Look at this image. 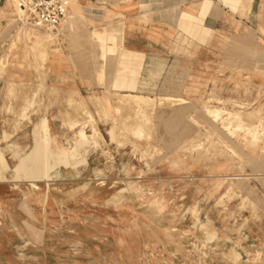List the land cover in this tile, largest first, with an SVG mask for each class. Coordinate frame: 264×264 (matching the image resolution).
<instances>
[{
  "label": "rangeland",
  "instance_id": "rangeland-1",
  "mask_svg": "<svg viewBox=\"0 0 264 264\" xmlns=\"http://www.w3.org/2000/svg\"><path fill=\"white\" fill-rule=\"evenodd\" d=\"M242 1L120 23L73 0L50 32L2 0L0 264H264V0ZM45 117L87 161L34 186L10 145Z\"/></svg>",
  "mask_w": 264,
  "mask_h": 264
},
{
  "label": "bare ground",
  "instance_id": "bare-ground-1",
  "mask_svg": "<svg viewBox=\"0 0 264 264\" xmlns=\"http://www.w3.org/2000/svg\"><path fill=\"white\" fill-rule=\"evenodd\" d=\"M16 11H17V13L20 16L24 15L23 9L20 8L19 6L16 8ZM97 37L99 38V41L101 40L100 42H103L102 43L103 44L102 47H103V49H105V41L107 40L106 37L103 34L99 33V32L97 34ZM139 104H138V106H139ZM130 106L132 107V105H130ZM140 107H141V105H140ZM140 110H141V108H140ZM16 127H17V125H16ZM20 128H22V127H19V129ZM10 135L11 134L8 131H4V139L7 140L10 137ZM36 135L38 136V138L36 140H34V144L27 151L25 150L26 147L23 148V147H21V146H19L17 144H11L10 145V148L13 151V156L18 159L15 167L25 159L26 155L29 152L34 151V153L32 154V156L29 159L26 158V159H28L27 160L28 164H27L26 169H25V172H26L25 173V178L27 180H29L31 182V184H34V186H36L35 184H37L36 183L37 181H43V180L48 181V180H50L52 178V176H53V171H56V169L58 167H60L61 165H65V166L72 165V166L76 167L78 164L83 163L84 161H87L86 157H83L82 160L80 159L81 157L79 159L77 157L78 149L80 147H83L86 144V143L85 144H80L79 143L80 142L79 141L80 138L76 139L75 147L73 149H66V148H63V147L52 148V137L50 135V129H49L48 120H47L46 117H45L44 121H42L40 124H38L36 126ZM82 138H85V137H82ZM85 139H87V138H85ZM2 141H4V140H2ZM8 141H11V140H8ZM5 152H4V150L0 149V181L1 182L4 181V180H8L7 179L8 177L6 176V173L10 169L8 160H7L6 156H5ZM13 172H14L13 173V178L16 179V180H19L18 176H17V173L14 171V169H13ZM9 182H10V180H9ZM184 220L185 219H183V221ZM200 239H201V236H200Z\"/></svg>",
  "mask_w": 264,
  "mask_h": 264
},
{
  "label": "crops",
  "instance_id": "crops-1",
  "mask_svg": "<svg viewBox=\"0 0 264 264\" xmlns=\"http://www.w3.org/2000/svg\"><path fill=\"white\" fill-rule=\"evenodd\" d=\"M201 1L202 0H95V4L98 3L99 6H102L105 17L110 16L115 18L117 22L120 21V23H123L119 19H123L124 17L130 19H140L148 14L156 15L158 12L165 9H179V14L182 12L181 15L183 18H192L193 12L197 10L201 14L202 11H204V9H208L212 3V0H204L202 3ZM1 2L2 0H0V4ZM252 2L253 0H250L247 6H243L242 1V8H239L238 12L241 13V15H245V9L249 7ZM191 4L194 5V8L193 6L191 7ZM101 6L98 8H101ZM194 9L196 10L193 11ZM208 19L209 18L206 14L202 18L201 23L206 25ZM130 28L134 29V32H137L136 30H142L143 23L137 21L131 24ZM218 247L219 245L216 246V248ZM235 250H237V248H235Z\"/></svg>",
  "mask_w": 264,
  "mask_h": 264
},
{
  "label": "built area",
  "instance_id": "built-area-1",
  "mask_svg": "<svg viewBox=\"0 0 264 264\" xmlns=\"http://www.w3.org/2000/svg\"><path fill=\"white\" fill-rule=\"evenodd\" d=\"M23 9L27 22L42 30L59 31L69 12L71 0H12Z\"/></svg>",
  "mask_w": 264,
  "mask_h": 264
}]
</instances>
